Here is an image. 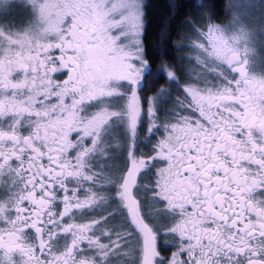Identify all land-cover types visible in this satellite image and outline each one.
Listing matches in <instances>:
<instances>
[{
    "label": "snow or ice",
    "instance_id": "snow-or-ice-1",
    "mask_svg": "<svg viewBox=\"0 0 264 264\" xmlns=\"http://www.w3.org/2000/svg\"><path fill=\"white\" fill-rule=\"evenodd\" d=\"M151 7L0 0V264H264V0Z\"/></svg>",
    "mask_w": 264,
    "mask_h": 264
},
{
    "label": "trees",
    "instance_id": "trees-1",
    "mask_svg": "<svg viewBox=\"0 0 264 264\" xmlns=\"http://www.w3.org/2000/svg\"><path fill=\"white\" fill-rule=\"evenodd\" d=\"M228 1L229 0H214L216 7L212 10L205 9V11H211L216 17L213 22H222L227 18L226 11ZM147 2L150 3L152 7L148 10L146 43L149 45V51L155 52L156 46L160 42L161 30L165 26V22L170 13L164 8L166 0H147ZM204 2L208 3L212 2V0H204ZM190 13V9L185 10L178 20H174L167 24L169 39L165 43V48L169 52V62H178L186 52L184 49H174L172 48V45L184 43V41L181 40V37L191 34L189 27L184 24V20L190 18ZM13 22L20 24L18 21ZM153 58H155V56Z\"/></svg>",
    "mask_w": 264,
    "mask_h": 264
},
{
    "label": "rangeland",
    "instance_id": "rangeland-1",
    "mask_svg": "<svg viewBox=\"0 0 264 264\" xmlns=\"http://www.w3.org/2000/svg\"><path fill=\"white\" fill-rule=\"evenodd\" d=\"M242 2H243V0H229L228 3H227V11H226L227 18L224 21H222V22H214V23L219 24L222 27H227L232 22L233 14L236 12V9H232L230 11V5H233V4L239 5ZM17 15L24 16L27 19V16L24 13L23 9H21V8H13V9H11V16H12V17L10 16L11 19L17 20ZM262 56H264V54H259L258 55V58H257L258 63H264V61H262L261 58H260Z\"/></svg>",
    "mask_w": 264,
    "mask_h": 264
},
{
    "label": "flooded vegetation",
    "instance_id": "flooded-vegetation-1",
    "mask_svg": "<svg viewBox=\"0 0 264 264\" xmlns=\"http://www.w3.org/2000/svg\"><path fill=\"white\" fill-rule=\"evenodd\" d=\"M12 17V16H11ZM14 18V17H13ZM13 21H18L20 24L26 22V17L17 15V20L12 19ZM188 55L187 52L184 53V56ZM262 71H264V63H258L256 60L255 62V68H254V74H260ZM170 255V253H169Z\"/></svg>",
    "mask_w": 264,
    "mask_h": 264
}]
</instances>
